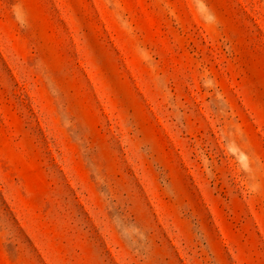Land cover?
<instances>
[{
	"label": "rangeland",
	"instance_id": "obj_1",
	"mask_svg": "<svg viewBox=\"0 0 264 264\" xmlns=\"http://www.w3.org/2000/svg\"><path fill=\"white\" fill-rule=\"evenodd\" d=\"M0 264H264V0H0Z\"/></svg>",
	"mask_w": 264,
	"mask_h": 264
}]
</instances>
